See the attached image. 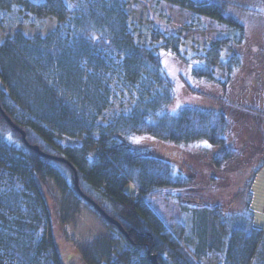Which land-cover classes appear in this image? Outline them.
Wrapping results in <instances>:
<instances>
[{
    "label": "trees",
    "instance_id": "trees-1",
    "mask_svg": "<svg viewBox=\"0 0 264 264\" xmlns=\"http://www.w3.org/2000/svg\"><path fill=\"white\" fill-rule=\"evenodd\" d=\"M166 1L192 10L196 17L206 16L223 24L225 32L216 41L219 46H248L241 15L264 17V0H249V8L239 0ZM129 3L0 0L2 29L12 22L13 9L24 16L32 13L34 17L58 19L45 35L28 36L14 27L0 42V250L16 264H65L58 259L55 246L45 243L46 234L52 236L47 230L51 224L41 201L40 185L33 181V177L42 182L54 177L125 242L130 259L119 264H153L150 255L156 256L157 264H201L208 250H215L214 242L222 248L221 264H264V227L253 225L248 184L236 187L238 180L233 184L235 200L239 199L234 211L224 212L217 206L188 207L187 212L194 217L192 223L197 221L194 227L200 226V218L205 220L195 237L213 235L210 243L202 245L197 239L194 247L189 246L147 202L167 190L185 188L188 180L169 161L132 142L136 135L185 147L206 141L202 148H208L211 164L219 168L237 154L227 111L239 107L264 116V44L260 55L250 50L247 55L234 52L217 63L205 53L185 55L176 37L150 21L133 22ZM163 51L179 64H191L196 80L215 85L216 95L211 90L201 93L218 99L221 109L185 106L167 113L174 87L162 63ZM253 60L257 64L251 63ZM216 69H224L227 80L216 78ZM240 69L254 72L246 81L244 74L238 73ZM234 71L238 75H232ZM185 84L189 91L200 92ZM1 111L25 130L29 143L37 144L46 154L64 157L70 165L28 148ZM50 131L69 137L91 135L98 153L90 167L83 170L64 153L50 140ZM71 166L76 169L80 190L117 220L127 235L78 194ZM243 169L238 170L241 175ZM128 183L135 192L126 193ZM217 217L226 228L223 234L215 233Z\"/></svg>",
    "mask_w": 264,
    "mask_h": 264
},
{
    "label": "rangeland",
    "instance_id": "rangeland-1",
    "mask_svg": "<svg viewBox=\"0 0 264 264\" xmlns=\"http://www.w3.org/2000/svg\"><path fill=\"white\" fill-rule=\"evenodd\" d=\"M239 3L244 8L251 6L249 0H239ZM13 10V20L9 26L5 27L6 29L0 27V42L6 32L14 27H20L28 36L35 33L45 35L54 29L58 22L54 16L34 17L32 13L24 16L16 9ZM128 11L133 22L150 21L162 32L176 37L181 43L179 49L185 55L192 52L205 53L217 63L224 56L230 57L233 54L227 46L216 44L217 38L225 32L224 25L206 16L196 17L192 10L166 0H130ZM244 11L247 10L244 9ZM241 16L245 24L248 46L244 44V48L242 45L236 46L234 52L247 55L250 54V50L260 55V47L264 44V17H261V14L253 15L252 13ZM20 22H22L21 25H19ZM161 55L162 63L171 76L174 87V97L165 110L167 113L173 114L185 106L221 109L222 104L218 99L201 93L207 94L211 90L216 95L218 91H215V85L193 78L188 73L190 66L180 65L169 52L163 51ZM251 63L257 64V61L253 60ZM247 71L249 72L246 73L241 69L238 71L241 75L244 74L243 79L246 81L254 70L247 69ZM213 72L219 80H227L228 76L224 69H216ZM238 73L234 71L232 75L236 76ZM184 79L200 92L189 91ZM227 113L231 117L230 130L233 136L232 141L237 144V154L219 168L211 164L209 158L212 153L207 152L208 148H202L204 143H190L186 148L182 145L163 144L147 135H136L133 139L136 146L148 149L150 153L169 161L174 170L188 180L185 188L167 190L165 194L149 198L147 202L172 233L192 247L196 245L197 239H200L202 245L212 242L213 235L207 236V233H204L195 237V234L202 230L205 220L200 218L203 220L200 226L194 227L197 221L192 223L194 217L187 212V209H190L188 207L217 206L224 212L236 210L239 199L235 200L233 193L237 191L233 190V184H236L237 180L236 187L240 184L249 186V207L254 215L253 225L257 228L264 227V160L258 170L252 174V170L256 169L257 164L264 157V116L256 112L250 114L239 107L229 109ZM5 133L10 134L6 130ZM47 133L50 140L64 153L69 154L83 170L90 167L98 153L90 136L69 137L52 131ZM241 168H244L242 175L238 171ZM58 169L63 171L60 166ZM33 181L40 185L41 201L47 209L51 224L47 230L52 236L49 237V233L46 234L45 243L55 246L61 262L119 264L129 261L130 254L122 238L74 199L60 179L51 177L42 182L33 177ZM124 190L126 193L135 192V188L130 183L125 185ZM191 225L193 229L190 228ZM214 227L215 233L223 234L226 231L218 217L215 218ZM190 234L191 237H189ZM213 247L215 250L209 249L207 259L201 261V264H221L222 251L219 250L221 246L218 248L214 242ZM200 248L201 246L198 249ZM0 264H16V262L0 250Z\"/></svg>",
    "mask_w": 264,
    "mask_h": 264
},
{
    "label": "water",
    "instance_id": "water-1",
    "mask_svg": "<svg viewBox=\"0 0 264 264\" xmlns=\"http://www.w3.org/2000/svg\"><path fill=\"white\" fill-rule=\"evenodd\" d=\"M3 116L6 120V122L9 123V125L14 128L16 131H18L20 134H21V138L24 142V144H26L29 148H31L32 150H34L35 152L43 155V156H46L48 158H52V159H55V160H58V161H62V162H66L67 164H70L65 158L63 157H60V156H56V155H50V154H46L44 153L43 151L40 150L39 146L36 145V144H30L27 139H26V135H25V132L19 128L8 116H6L4 113H3ZM73 173H74V183H75V186L78 190V192L86 199L88 200L95 208L98 212H100L102 214L103 217H105L110 223L114 224L115 226L118 227V229L125 235L126 232L123 230L122 226L119 224V222L117 220H115L113 217H111L110 215H108L105 211H103V209L97 204L95 203L93 200H91L90 198H88L87 196H85L80 190H79V187H78V177H77V172L76 170L73 168ZM149 259L151 260V262L153 264H157V260H156V256L155 255H150L149 256Z\"/></svg>",
    "mask_w": 264,
    "mask_h": 264
},
{
    "label": "snow or ice",
    "instance_id": "snow-or-ice-1",
    "mask_svg": "<svg viewBox=\"0 0 264 264\" xmlns=\"http://www.w3.org/2000/svg\"><path fill=\"white\" fill-rule=\"evenodd\" d=\"M204 143L206 144L207 142L205 141Z\"/></svg>",
    "mask_w": 264,
    "mask_h": 264
}]
</instances>
